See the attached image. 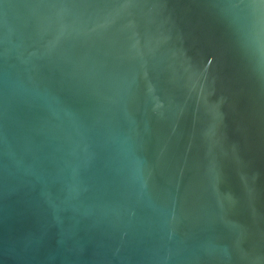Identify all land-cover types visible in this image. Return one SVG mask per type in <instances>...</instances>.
<instances>
[{"label": "water", "instance_id": "obj_1", "mask_svg": "<svg viewBox=\"0 0 264 264\" xmlns=\"http://www.w3.org/2000/svg\"><path fill=\"white\" fill-rule=\"evenodd\" d=\"M0 264H264V0H0Z\"/></svg>", "mask_w": 264, "mask_h": 264}]
</instances>
